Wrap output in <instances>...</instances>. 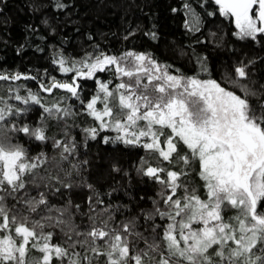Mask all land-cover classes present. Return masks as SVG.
<instances>
[{"label":"snow or ice","instance_id":"obj_1","mask_svg":"<svg viewBox=\"0 0 264 264\" xmlns=\"http://www.w3.org/2000/svg\"><path fill=\"white\" fill-rule=\"evenodd\" d=\"M197 2L214 3L207 16L231 19L239 40L264 46V0ZM182 9L184 27L200 32L193 5L184 0ZM193 56L199 68L191 75L150 52L99 45L78 57L54 49L51 64L64 79L0 69V264H264V84L255 86L256 60L238 59L217 80L207 57L194 49ZM98 139L143 150L134 169L155 186L139 197L149 206L113 202L116 189L106 203L86 181L80 149ZM77 187L92 193L86 209L65 197Z\"/></svg>","mask_w":264,"mask_h":264},{"label":"trees","instance_id":"obj_2","mask_svg":"<svg viewBox=\"0 0 264 264\" xmlns=\"http://www.w3.org/2000/svg\"><path fill=\"white\" fill-rule=\"evenodd\" d=\"M63 2L69 7L57 10L52 0H0V69L41 75L47 70L58 79H64L51 64L54 49L78 57L84 51H91L93 45H99L112 53H119L124 49L150 52L159 62L171 64L191 75L194 74V69L199 68L193 56L194 49L196 54L207 57L212 76L217 80H221L225 70L238 59H255L256 64L252 68L255 86L258 88L260 84H264V46L251 40H239L233 35L236 29L231 19L221 17L218 12L214 16H207V11H216L214 3L201 8L197 0H188L201 16V30L193 33L184 27L188 19L182 9L184 0ZM38 6L42 7L34 11ZM173 8L180 10L174 13ZM45 19L48 24L43 23ZM129 31H135V35L124 40L123 37ZM151 31L156 32V40L145 35ZM210 33H216V37L213 38ZM89 36L92 37L91 40ZM182 51L186 54L181 55ZM29 83L36 86L35 82ZM92 87L93 83L88 81L86 94ZM32 115L37 116L38 111ZM86 120L88 118L82 116L77 123L84 126ZM73 134L77 135L78 129H74ZM39 150L36 145L31 146L33 153ZM44 151L49 156L55 154L50 145L45 146ZM141 155H144L141 149L128 148L122 144L106 145L99 139L89 141L86 149H80V158L89 161L83 176L106 203L109 197L105 194L116 189L113 202L127 203L130 198H135L134 203L147 207V199L140 201L139 197L147 198L156 189L135 172L134 165ZM113 165L118 166L121 171L114 172ZM125 172L128 173L127 176ZM89 195L92 193L84 187L65 193L66 198L71 197L74 203L80 204L84 209Z\"/></svg>","mask_w":264,"mask_h":264}]
</instances>
